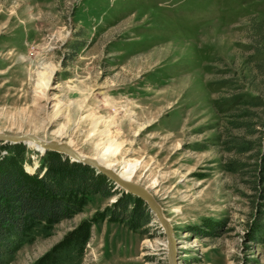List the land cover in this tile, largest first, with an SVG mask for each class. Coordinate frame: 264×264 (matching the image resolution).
Segmentation results:
<instances>
[{"label": "rangeland", "instance_id": "1", "mask_svg": "<svg viewBox=\"0 0 264 264\" xmlns=\"http://www.w3.org/2000/svg\"><path fill=\"white\" fill-rule=\"evenodd\" d=\"M0 132L90 157L114 143L108 163L138 162L178 264H264V0H0ZM50 151L0 143V173L41 177ZM93 173L98 190L73 191L71 216L36 221L3 264H168L147 204Z\"/></svg>", "mask_w": 264, "mask_h": 264}, {"label": "trees", "instance_id": "2", "mask_svg": "<svg viewBox=\"0 0 264 264\" xmlns=\"http://www.w3.org/2000/svg\"><path fill=\"white\" fill-rule=\"evenodd\" d=\"M50 153L56 156L47 161V171L41 177L34 175L27 178L19 168L0 173V264L36 221L56 222L71 216L75 210L73 191L80 188L86 191L89 184H95L94 168L81 163L73 165L61 160L60 154ZM79 168L85 169V172ZM62 169L64 172H61ZM74 169L83 174L73 177L76 184L67 188L66 181L74 174ZM80 178L85 182H79ZM103 188L99 187L100 190ZM91 189L98 190L95 186ZM129 216L119 212L116 217L123 221Z\"/></svg>", "mask_w": 264, "mask_h": 264}, {"label": "water", "instance_id": "3", "mask_svg": "<svg viewBox=\"0 0 264 264\" xmlns=\"http://www.w3.org/2000/svg\"><path fill=\"white\" fill-rule=\"evenodd\" d=\"M0 143L33 144L36 149L40 150L41 152L51 150L62 153L73 161L80 162L94 168L98 173L104 175L107 179L112 181L116 186L122 188L125 192L142 199L147 204L149 210L155 215L157 221L164 230L167 241L168 264H178L176 256L177 242L173 234L172 225L164 216L160 204L156 201L150 191L144 186L135 183L132 180L123 178L111 168L98 163L96 159L80 154L69 143L64 141H56L53 139L47 140L31 133L8 134L0 132Z\"/></svg>", "mask_w": 264, "mask_h": 264}, {"label": "bare ground", "instance_id": "4", "mask_svg": "<svg viewBox=\"0 0 264 264\" xmlns=\"http://www.w3.org/2000/svg\"><path fill=\"white\" fill-rule=\"evenodd\" d=\"M50 78H51L50 72H48L47 70H45L39 74L37 82L39 83L38 86L41 90V93L44 94L46 92V90L48 89ZM56 115L57 114L55 111L54 116H56ZM31 145H33V144H31ZM117 150H118V146L111 142L110 144L105 146V149H103V152H102L100 157L93 156L92 158L96 159L98 161V163H100V164H102L108 168H111V166L108 162L110 160V157ZM80 154H82V153H80ZM84 156H86V155H84ZM137 166H138V162H133V163L128 164L127 167H125V169L123 171L124 173H121V172L118 173L113 168H111V169L114 170L116 173H118L123 178H125L127 180H131V175H133V173L136 171ZM166 219L168 220V218H166Z\"/></svg>", "mask_w": 264, "mask_h": 264}]
</instances>
